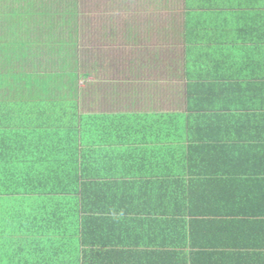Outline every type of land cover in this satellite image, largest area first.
Wrapping results in <instances>:
<instances>
[{
  "label": "crops",
  "instance_id": "obj_1",
  "mask_svg": "<svg viewBox=\"0 0 264 264\" xmlns=\"http://www.w3.org/2000/svg\"><path fill=\"white\" fill-rule=\"evenodd\" d=\"M0 264H264V0H0Z\"/></svg>",
  "mask_w": 264,
  "mask_h": 264
}]
</instances>
